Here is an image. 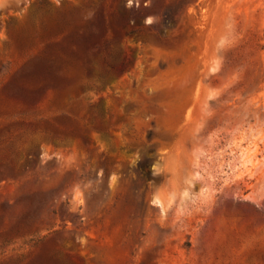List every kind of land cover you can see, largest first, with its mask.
<instances>
[{
  "label": "rangeland",
  "instance_id": "374dc122",
  "mask_svg": "<svg viewBox=\"0 0 264 264\" xmlns=\"http://www.w3.org/2000/svg\"><path fill=\"white\" fill-rule=\"evenodd\" d=\"M0 264H264V0H0Z\"/></svg>",
  "mask_w": 264,
  "mask_h": 264
},
{
  "label": "trees",
  "instance_id": "16d2710c",
  "mask_svg": "<svg viewBox=\"0 0 264 264\" xmlns=\"http://www.w3.org/2000/svg\"><path fill=\"white\" fill-rule=\"evenodd\" d=\"M104 77V75H100L99 78L102 79ZM46 133H48V131H46ZM56 138H60V136L55 135Z\"/></svg>",
  "mask_w": 264,
  "mask_h": 264
}]
</instances>
